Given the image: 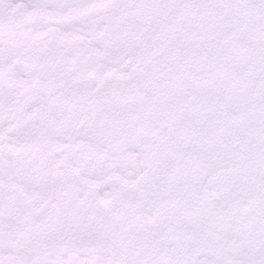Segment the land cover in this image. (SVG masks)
<instances>
[{"label": "snow or ice", "instance_id": "snow-or-ice-1", "mask_svg": "<svg viewBox=\"0 0 264 264\" xmlns=\"http://www.w3.org/2000/svg\"><path fill=\"white\" fill-rule=\"evenodd\" d=\"M0 264H264V0H0Z\"/></svg>", "mask_w": 264, "mask_h": 264}]
</instances>
